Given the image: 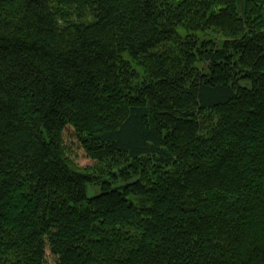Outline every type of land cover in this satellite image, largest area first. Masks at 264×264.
<instances>
[{"label":"trees","instance_id":"16d2710c","mask_svg":"<svg viewBox=\"0 0 264 264\" xmlns=\"http://www.w3.org/2000/svg\"><path fill=\"white\" fill-rule=\"evenodd\" d=\"M0 264H264V0H0Z\"/></svg>","mask_w":264,"mask_h":264},{"label":"rangeland","instance_id":"374dc122","mask_svg":"<svg viewBox=\"0 0 264 264\" xmlns=\"http://www.w3.org/2000/svg\"><path fill=\"white\" fill-rule=\"evenodd\" d=\"M200 39H201V41L211 39L212 41L216 42V44H217L218 47H222V38H216V37L202 38L201 37ZM135 69L138 72V78L136 80V84L138 85L143 80V71H142V69L137 68V67ZM241 84L243 86L246 85V87H250L251 86L250 84H246L244 81H242ZM82 155H83V153H81L80 156L78 155V157L75 158L76 160H78L77 163L79 165H82V167H89L90 166V161L87 160L86 158H84ZM99 193H100V191H99L98 188H89L88 189V197H93V196H95V195H97Z\"/></svg>","mask_w":264,"mask_h":264}]
</instances>
